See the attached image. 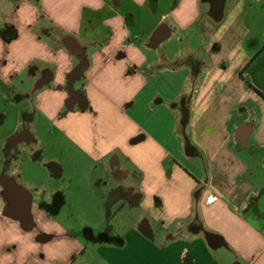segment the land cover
Listing matches in <instances>:
<instances>
[{"label": "crops", "instance_id": "crops-1", "mask_svg": "<svg viewBox=\"0 0 264 264\" xmlns=\"http://www.w3.org/2000/svg\"><path fill=\"white\" fill-rule=\"evenodd\" d=\"M0 179V264H264V0H0Z\"/></svg>", "mask_w": 264, "mask_h": 264}, {"label": "rangeland", "instance_id": "rangeland-1", "mask_svg": "<svg viewBox=\"0 0 264 264\" xmlns=\"http://www.w3.org/2000/svg\"><path fill=\"white\" fill-rule=\"evenodd\" d=\"M44 123V125L43 126H45L46 128L49 126V124H47V122H43ZM51 143V144H50ZM56 147H54V145L52 144V142H50L49 141V145H48V153H50V154H52L53 153V155L57 152L56 151ZM60 152V154L58 155L61 159H62V164H64L65 165V167H66V172H68V170H69V173H74L73 175H76L75 173H77L78 172V170L80 169V170H85L84 169V167H83V165H80L79 166V168L77 167L78 165L75 163V161H74V163H69V158H70V153L66 150V148H65V146H64V148L61 146L60 147V150H59ZM72 155V154H71ZM74 156V155H73ZM33 165H34V163H33ZM48 165L49 166H52V168H54V169H56V167L54 166V165H52V164H49L48 163ZM35 166H36V169H40L41 167L39 166V164H37V163H35ZM34 166V167H35ZM81 178V177H80ZM21 180H23V178L21 177ZM71 180H73L72 178H71ZM76 180V179H75ZM0 181H2L1 179H0ZM65 183H66V179H65ZM89 195V194H88ZM88 195H80L81 197H84V198H87L88 197ZM65 197L66 198H68V200H69V202H72V200H71V198L70 197H72V195L71 194H68V195H65ZM78 197H79V195H78ZM70 198V199H69ZM67 200V201H68ZM80 210V209H79ZM79 210H74L73 211V213L74 214H76V217L78 216L77 214H78V212H79ZM69 213H72V211L71 210H69L68 211ZM72 213V214H73ZM95 213H96V215H95ZM99 211H94V210H91V209H87V210H82L81 211V213H80V215L81 214H88V217H92V216H95V218L97 219L98 218V215H99ZM75 216V215H74ZM82 216V215H81ZM83 217V216H82ZM86 217V216H85ZM108 229H110V227H108Z\"/></svg>", "mask_w": 264, "mask_h": 264}, {"label": "built area", "instance_id": "built-area-1", "mask_svg": "<svg viewBox=\"0 0 264 264\" xmlns=\"http://www.w3.org/2000/svg\"><path fill=\"white\" fill-rule=\"evenodd\" d=\"M218 200H219V196L214 192H209L205 196V203H207L208 205H212L216 203Z\"/></svg>", "mask_w": 264, "mask_h": 264}]
</instances>
